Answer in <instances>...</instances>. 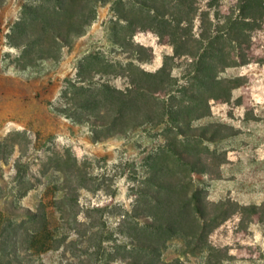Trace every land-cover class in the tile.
Wrapping results in <instances>:
<instances>
[{
	"label": "rangeland",
	"instance_id": "374dc122",
	"mask_svg": "<svg viewBox=\"0 0 264 264\" xmlns=\"http://www.w3.org/2000/svg\"><path fill=\"white\" fill-rule=\"evenodd\" d=\"M0 215L1 264H264V0H3Z\"/></svg>",
	"mask_w": 264,
	"mask_h": 264
},
{
	"label": "trees",
	"instance_id": "16d2710c",
	"mask_svg": "<svg viewBox=\"0 0 264 264\" xmlns=\"http://www.w3.org/2000/svg\"><path fill=\"white\" fill-rule=\"evenodd\" d=\"M258 6L261 7V0H254ZM3 2V0H0V4ZM245 11V8H243ZM242 18H248L251 19V21L256 22L258 21V18L256 16H249V17H242ZM75 33H80L79 30H75ZM230 39H234V37H230ZM236 39V36H235ZM212 43V42H211ZM212 47V46H211ZM176 54L181 55L180 51L178 50V48L176 49ZM200 66V65H199ZM201 69V67H200ZM161 72H165V69L163 68V70ZM32 220L33 222H35V224H33L32 228L27 229L26 233L28 235V243L29 246L25 247V252L30 254V256L33 255H39L41 253H43L46 249H48L49 246V236L46 232V229H44V227H40L38 228L37 222L38 220H42L43 222H45L46 217L45 214H34L32 216ZM3 222V217L0 215V240L5 237V241L3 243L2 248L0 247V255L1 256H11V257H16L18 255L19 252V247L18 244L20 243L18 240L16 242H14L13 246H11V240H7L6 237L7 236V231L8 228L7 227H3L2 223ZM22 225H20V228ZM12 247V248H11ZM11 248V249H10ZM1 264V263H0ZM9 264V263H7ZM41 264V263H39Z\"/></svg>",
	"mask_w": 264,
	"mask_h": 264
}]
</instances>
